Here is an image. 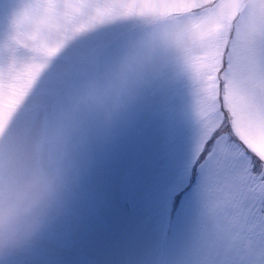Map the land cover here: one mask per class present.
<instances>
[{
  "label": "rangeland",
  "instance_id": "374dc122",
  "mask_svg": "<svg viewBox=\"0 0 264 264\" xmlns=\"http://www.w3.org/2000/svg\"><path fill=\"white\" fill-rule=\"evenodd\" d=\"M79 2L93 7L50 39L57 49L52 53L39 44L25 47L7 15L0 22L5 56L12 45L20 58L42 65L9 134L22 129L26 137L59 124L69 136L93 135L98 108L87 104L74 110L82 86L107 80L137 40L180 23L153 26L134 18H100L97 6L118 0ZM168 43L139 73L143 84L132 106L109 132L87 143L64 214L11 264H181L201 208L199 175L191 171L201 131V85L169 61ZM176 196L177 226L171 227Z\"/></svg>",
  "mask_w": 264,
  "mask_h": 264
},
{
  "label": "snow or ice",
  "instance_id": "6c2138e0",
  "mask_svg": "<svg viewBox=\"0 0 264 264\" xmlns=\"http://www.w3.org/2000/svg\"><path fill=\"white\" fill-rule=\"evenodd\" d=\"M5 15L25 47L50 39L88 14L79 0H4ZM120 5L107 7L115 13ZM129 8L133 7L131 5ZM151 11L176 13L200 36V136L192 159L200 213L181 264H264V0H155ZM214 25L215 31H209ZM42 65L0 45V167L12 119Z\"/></svg>",
  "mask_w": 264,
  "mask_h": 264
},
{
  "label": "clouds",
  "instance_id": "9594fccd",
  "mask_svg": "<svg viewBox=\"0 0 264 264\" xmlns=\"http://www.w3.org/2000/svg\"><path fill=\"white\" fill-rule=\"evenodd\" d=\"M155 0H118V10L107 14L109 5H99L97 17L134 18L156 26L178 20L176 13L151 11L145 5ZM112 5V4H111ZM131 5L133 7L129 8ZM215 31L214 25H208ZM200 36L191 25L173 23L167 31L133 43L103 82L82 86L81 102L75 111L93 104L98 108L97 131L90 136H69L62 126L24 136L23 130L5 135L13 149L0 167V264L31 249L45 231L65 212L76 188L81 153L89 140L109 132L139 96L143 84L139 73L168 43L169 61L196 79V59ZM23 137V139H22Z\"/></svg>",
  "mask_w": 264,
  "mask_h": 264
},
{
  "label": "trees",
  "instance_id": "16d2710c",
  "mask_svg": "<svg viewBox=\"0 0 264 264\" xmlns=\"http://www.w3.org/2000/svg\"><path fill=\"white\" fill-rule=\"evenodd\" d=\"M191 171L193 172V170H192V168H191ZM192 181V180H191ZM197 181V180H196ZM196 181H194L195 182V184H196ZM184 196V195H183ZM179 197H175V198H172V207H171V210H170V225H171V227H174V226H177V221L175 220V219H177V216H176V213H175V210H176V208H178L177 207V202H176V199H178ZM175 199V200H174ZM173 221V222H172ZM168 236L170 237L171 236V239H172V237H173V235L172 234H168ZM170 239V240H171ZM169 239H166L165 241H166V243H168V242H171Z\"/></svg>",
  "mask_w": 264,
  "mask_h": 264
}]
</instances>
